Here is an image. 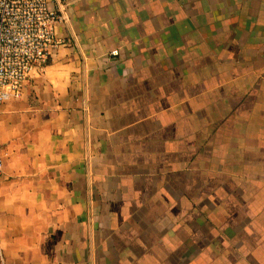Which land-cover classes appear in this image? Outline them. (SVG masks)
Here are the masks:
<instances>
[{"label":"crops","instance_id":"obj_1","mask_svg":"<svg viewBox=\"0 0 264 264\" xmlns=\"http://www.w3.org/2000/svg\"><path fill=\"white\" fill-rule=\"evenodd\" d=\"M63 44L0 113L6 264H264V0H47Z\"/></svg>","mask_w":264,"mask_h":264},{"label":"built area","instance_id":"obj_2","mask_svg":"<svg viewBox=\"0 0 264 264\" xmlns=\"http://www.w3.org/2000/svg\"><path fill=\"white\" fill-rule=\"evenodd\" d=\"M64 19L47 0H0V113L7 100L18 98L23 80L64 43L55 34ZM0 264H6L1 244Z\"/></svg>","mask_w":264,"mask_h":264}]
</instances>
